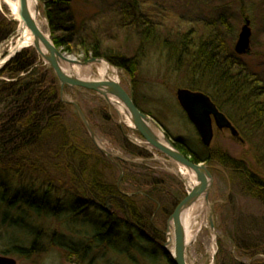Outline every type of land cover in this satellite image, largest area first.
Instances as JSON below:
<instances>
[{
  "label": "rangeland",
  "instance_id": "1",
  "mask_svg": "<svg viewBox=\"0 0 264 264\" xmlns=\"http://www.w3.org/2000/svg\"><path fill=\"white\" fill-rule=\"evenodd\" d=\"M69 1L76 29L85 31L88 41L92 44L98 42V46L107 55L136 59L138 70L135 85L125 70L107 59H98H103L118 69L121 84L132 94L135 102L150 114L149 117L161 122L163 127L159 125V130L165 135L166 131H169L174 138L184 140L195 151L202 150L203 145L176 98L177 89L186 88L190 83V75L186 65L177 69L176 60H170L167 52L158 49L161 40L167 45L173 44L174 41H188L190 44L193 43V46L217 40L221 47L226 45L228 53L233 56L236 55L235 47L242 29L249 20L252 32L250 48L246 54L238 57L245 68L264 83V0ZM36 3L37 21L52 39L45 2L36 0ZM133 6H138L136 9L138 14L133 15L134 17L128 16L127 21L125 20L128 27L123 29L120 13L123 9L127 12L131 10L132 13ZM0 12L4 15L6 24L9 23L11 29H15L8 37L13 36V41L17 37L19 26L13 23L16 20L7 4L0 3ZM136 20L139 21L138 25ZM149 25L153 29L150 38L154 43L146 46L142 44L143 36L140 34L150 28ZM209 31H212V34ZM7 39L0 43V53L3 56L8 52L9 44H4ZM82 50L78 47L74 54H67L82 63L92 59H86ZM98 65L96 63L90 67ZM0 80L8 79L0 77ZM60 98L66 106L65 120L70 131L79 138L83 146L95 151L93 148H98L82 123L74 104L82 109L95 133L98 146L112 154L110 159L113 164L103 169L104 179L116 184L122 192L137 197L138 201L149 209L146 216L151 225L145 233L169 250L167 237L171 232L169 219L176 209L177 200H183L186 197L184 194L187 195L192 190V182L188 178L181 179L177 170L178 165L168 162L165 155L151 147L137 130L129 126L126 117L100 95L71 87H66L62 93L60 85ZM238 119L236 117L240 127L238 129L246 143H241L228 131H223L216 136L213 147L222 148L238 161L254 164L253 155L259 148V140L251 131L248 132L249 125L239 122ZM155 122L158 123L156 120ZM72 166L75 169L77 167L75 162ZM209 168L213 179L206 200L208 210L206 214L197 216L194 221L193 229H197L198 232L194 241L186 247V264H217L218 257L221 264H231V256L245 264H250L252 260L254 263L256 259L264 260V255L253 256L252 260H248V256H244V253L233 244L234 239L247 241L248 237L255 238L254 243L250 242L252 245L264 240V203L246 194L239 176L231 173L228 168L220 164H209ZM66 171L65 168L59 171L61 173L57 175V184L66 187V184L73 182L78 197L89 199L88 186L84 182L72 181V176H70L72 182L65 179L64 176L68 174ZM144 174L151 175L158 184L151 188L157 189L152 192L155 196L154 201L145 197L146 192H151L150 189H142L144 182L139 175ZM59 191L63 192V187ZM63 195L64 193L60 196L65 201L62 203L63 212L59 218L44 219L34 215L29 226L0 232V255L16 260L17 264H169L163 255L157 257L156 262L150 256L143 258L135 253L138 257L136 256L137 260L133 261L122 251L124 248L112 250L99 245L93 240L91 232L95 227L88 224L89 221L90 223L95 221L97 224L101 222L103 212L96 211L91 216L74 217L70 210L77 207L78 200L74 196L65 198ZM96 202L103 204L104 211H112L113 205L110 201ZM211 218L216 231L211 228ZM40 231L43 232V250L40 254L25 258L14 248L30 247ZM119 239L121 247L123 239L122 237ZM219 239L222 241V249L218 244ZM53 241L60 246L52 245ZM133 241H139L142 248L147 247L150 254L160 253L157 246H147L146 242L139 239ZM251 244L247 248L252 247ZM123 246L126 247L125 244ZM63 247L76 249L80 251V255H71L70 252L63 250ZM171 247L174 248V244ZM5 251L9 253L5 254ZM249 253L253 254L251 250Z\"/></svg>",
  "mask_w": 264,
  "mask_h": 264
},
{
  "label": "trees",
  "instance_id": "2",
  "mask_svg": "<svg viewBox=\"0 0 264 264\" xmlns=\"http://www.w3.org/2000/svg\"><path fill=\"white\" fill-rule=\"evenodd\" d=\"M44 2L52 41L58 49L72 55L79 47L83 49L86 59H107L125 70L135 85L138 70L135 58L107 55L98 46V42L92 44L88 41L85 36L87 33L76 29L69 0ZM137 7L133 6L132 13L131 10L121 11L123 29L128 27L126 22L128 16L138 14ZM136 22L138 25L139 21ZM13 23L18 26L17 22ZM9 25L0 12V43L10 37L15 30ZM149 27L140 34L143 36L142 44L146 46L154 43L150 38L153 29L150 25ZM57 33L59 35L55 36ZM209 33L212 34V31ZM192 44L188 41H174L173 44L167 45L161 40L158 49L167 52L170 60H176L177 69L186 65L191 79L187 85L188 89L201 91L210 96L237 128L240 127L236 117L239 118V122L249 125L248 132L256 135L259 148L253 155L255 162L253 164L234 159L222 148L203 147L202 150L195 151L180 138L174 140V144L196 163L220 164L228 168L231 173L239 176L246 194L264 203V83L245 68L238 56L228 53L226 45L221 47L217 40L194 46ZM0 77L8 79L0 80V232L25 228L30 225L34 215L44 219L59 218L63 212L62 203L65 201L60 195L64 193L65 198L74 196L78 200L77 207L70 210L74 217L91 216L96 211L103 212V220L99 221L100 223L89 221L88 224L95 227L91 232L93 240L99 245L112 250L124 248L122 251L133 261L137 260L135 254L137 253L143 258L150 256L156 262V258L163 255L169 264H175L163 246L145 233L151 225L146 216L149 209L144 207L137 197H126L116 184L106 181L103 169L111 166V161L98 149L93 148L95 151L87 149L70 131L65 120L66 106L60 98V83L52 69L45 65L36 51L25 49L17 54L1 71ZM135 103L140 110L150 115L137 102ZM155 120L163 127L160 121ZM166 133L173 138L169 131ZM73 162L77 165L76 169L72 166ZM64 168L68 173L64 178L70 182L74 180L84 182L88 186V195L94 199L85 200L78 197L73 182L66 184V187L57 184V175ZM70 176L73 177L72 181ZM139 176L144 182L142 189L151 191L146 192L145 197L154 201L155 196L152 192L157 189L151 188L156 187L157 182L149 174ZM62 187L63 192L60 193ZM184 195L186 196V193ZM99 200L110 201L114 210L104 211L103 204L96 202ZM181 201L182 199L177 200L175 206L177 207ZM120 237L123 239L121 247ZM42 239L43 232L40 231L30 247L14 248L25 258H31L42 252ZM135 239L146 242L147 246H157L160 250L159 255L150 254L148 248H142L139 241H133ZM254 241L255 238L248 237L247 241L234 239L233 244L244 253V256H248V260H252L253 256L264 255V240L252 245ZM51 244L60 246L55 241ZM218 244L222 249L220 239ZM250 244L252 247L247 248ZM64 248L62 249L71 255H80V251L76 249ZM249 250L253 254H250ZM217 264H221L219 257ZM231 264L245 263L231 256ZM250 264H264V260L256 259L254 263L252 260Z\"/></svg>",
  "mask_w": 264,
  "mask_h": 264
},
{
  "label": "water",
  "instance_id": "3",
  "mask_svg": "<svg viewBox=\"0 0 264 264\" xmlns=\"http://www.w3.org/2000/svg\"><path fill=\"white\" fill-rule=\"evenodd\" d=\"M18 1V16L20 19V25L28 27L34 37V45L28 48L35 49L41 59H43L45 63L54 71L61 85L62 93L66 87H71L94 92L107 101H109V97L117 98L123 104L125 112L129 116L133 127L140 133L148 144L163 153L172 162L183 166L196 174L197 181L195 188L179 203L168 223L169 230L171 229L170 226L172 224L174 227V253L171 254L173 260L175 264H186L185 233L181 218L184 211L200 199L201 196H205V199L208 200V194L213 179L209 167L202 163H196L190 157L183 154L166 135L164 139L161 140L154 131L155 129L159 130V126L155 120L143 113L136 106L132 94L122 86L121 82L112 80L94 81L89 78H80L72 74H66L62 65L64 62L66 63L71 60L70 56L61 49H58L54 45L51 37H46V35L40 31L35 18L32 16L29 0ZM34 14H38V8L34 11ZM251 36L252 32L250 29V21L247 20L236 45L235 50L237 54L244 55L248 52L250 48ZM15 56L16 54L11 59ZM11 59H9L7 63ZM102 62H104L103 59L92 58L87 62L82 63L79 61L78 63L83 66H89L96 63L101 64ZM176 97L180 106L186 112L190 122L194 125L196 131L198 132L204 147L209 148L212 145L215 136L214 123L220 131L229 130L232 137L245 144V141L240 137L236 128L232 125L229 119L222 112H220L208 95L199 91L197 92L185 88H179L176 91ZM74 105L78 110L81 121L90 134L92 141L98 146L95 133L92 130L84 112L78 105ZM100 150L102 152H106L103 149ZM210 223L211 228L216 231L212 218L210 219ZM0 264H17V262L12 258L0 255Z\"/></svg>",
  "mask_w": 264,
  "mask_h": 264
},
{
  "label": "bare ground",
  "instance_id": "4",
  "mask_svg": "<svg viewBox=\"0 0 264 264\" xmlns=\"http://www.w3.org/2000/svg\"><path fill=\"white\" fill-rule=\"evenodd\" d=\"M0 3H5V4H7L10 7L11 12H12V16L17 21L18 26H19L18 33H17V37L15 39H13V41H12V37H13L12 36L11 38H8L7 39V42L4 43V44H9V45H8V52H7V54L5 56H3L0 53V70H1L2 67H3V65L6 64V62L9 59H11L15 54H17L19 51H22V50H24L25 48H28V47H32L34 45V37H33L32 33H31V31H30V29L28 27L23 26V25H20V19H19V16H18L19 1L18 0L17 1H13V0H0ZM29 5H30L31 11H32V16L35 18L36 23L38 25V28L40 29V31L44 35H46V37H49L48 34L43 31L40 23L37 21L38 20V18H37L38 15L37 14H34V11L37 9L36 0H29ZM70 59H71L70 61H68L66 63L64 62V64L62 65V68H63V70H64V72L66 74H72V75H75V76L80 77V78H87V79L89 78V79L94 80V81H109V80L111 81L112 80V81H119L120 82L118 69L112 67L110 64H108L106 62H102L97 67L92 68V67H90V65L89 66H83V65L79 64L78 63L79 61L76 60V59H74V58H71L70 57ZM79 89H81V88H79ZM185 89H188V88L186 87ZM189 90H191V89H189ZM191 91H193V90H191ZM199 92H201V91H199ZM202 93H204V92H202ZM133 100H134V98H133ZM108 102L110 104H112L120 112L121 115L125 116L126 119H127L126 121L129 123V126L133 127V125L131 123V120H130L129 116L127 115V113L125 112V109H124L123 104L121 103V101H119L115 97H109V101ZM134 102H135V100H134ZM179 106H180V104H179ZM180 108L182 109L181 106H180ZM217 108H218V106H217ZM182 111L186 115L187 120H189L186 112L183 109H182ZM220 112H222V111L220 110ZM222 113L228 118V116L224 112H222ZM229 121L236 128V130L238 131L240 137L244 140V138L242 137V135L240 133V129H238L234 125V122L233 121H231L230 119H229ZM189 122H190V120H189ZM157 125L159 126L160 124L157 123ZM193 127H194V125H193ZM154 131H155L156 135L161 140L164 139L165 134L161 130L155 129ZM223 131H228L231 134V132L229 130H221L220 131L217 128V126L215 125V123H214V132H215L214 140H215L216 136L219 133L223 132ZM197 135L199 136L198 132H197ZM166 136L173 142V144H174V140L177 139V138H174V137L173 138L172 137H169L167 135V133H166ZM199 138H200V136H199ZM214 140L212 142L211 147H209L208 149H210V148L213 147ZM200 141H201V139H200ZM245 143H246V141H245ZM203 147H204V145H203ZM204 148H206V147H204ZM154 149L156 151H158L156 148H154ZM98 150H99V148H98ZM100 152L111 161L110 158H112V154H109L107 152H102V151H100ZM111 163H112V161H111ZM202 164H204V165H206V166L209 167V164H206V163H202ZM177 170H178L179 177L181 179L188 178L192 182V185L193 186L191 188L193 190L195 188L196 181H197L196 174L194 172L186 169L185 167L180 166V165H178V169ZM210 172H211V169H210ZM122 193L126 197H130V198H133L134 197V196H130L129 194H126L124 192H122ZM89 198L94 199V197H92L91 195H89ZM112 210H114V209L112 208ZM207 210H208V203H207V201L205 199V196H201L200 199H198L194 204H192L189 208H187L184 211V213L182 215V218H181V222H182V226H183L184 233H185L184 238H185V245H186V247L189 246L194 241V239L197 237L198 230L195 229V228L193 229V227H194L193 224H194V221H195L196 217L199 216V215H201V214H203V213L206 214L207 213ZM172 214H171V216H172ZM170 227H171V229H170L171 232L168 234L167 237H168L169 252L171 254H173L174 253V248L171 247L174 244V240H175V235L173 234L174 233L173 224Z\"/></svg>",
  "mask_w": 264,
  "mask_h": 264
}]
</instances>
